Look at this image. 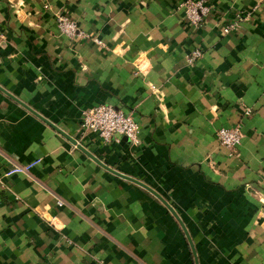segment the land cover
Segmentation results:
<instances>
[{
	"label": "crops",
	"instance_id": "1",
	"mask_svg": "<svg viewBox=\"0 0 264 264\" xmlns=\"http://www.w3.org/2000/svg\"><path fill=\"white\" fill-rule=\"evenodd\" d=\"M184 1L0 0V264H264V0ZM98 104L137 141L83 130Z\"/></svg>",
	"mask_w": 264,
	"mask_h": 264
},
{
	"label": "built area",
	"instance_id": "2",
	"mask_svg": "<svg viewBox=\"0 0 264 264\" xmlns=\"http://www.w3.org/2000/svg\"><path fill=\"white\" fill-rule=\"evenodd\" d=\"M186 20L193 26L199 27L210 14L211 7L206 0H185ZM60 29L71 38H84L86 33L80 28L79 24L67 16H61L58 19ZM237 27V24H229L223 29L225 33L231 32ZM4 31L0 28V41L4 38ZM202 55L201 49H196L193 59ZM247 113L250 110L246 111ZM81 127L85 131H93L99 134L104 141L110 142L117 134L124 135L133 141H137L140 126L131 113H126L122 109L110 104H98L84 110ZM243 131L240 125L234 127H221L216 136L220 143L230 149H235L243 138ZM21 166H11L6 175L28 171L31 166L38 163Z\"/></svg>",
	"mask_w": 264,
	"mask_h": 264
},
{
	"label": "water",
	"instance_id": "3",
	"mask_svg": "<svg viewBox=\"0 0 264 264\" xmlns=\"http://www.w3.org/2000/svg\"><path fill=\"white\" fill-rule=\"evenodd\" d=\"M66 138H68L72 143H74L78 148L82 149L83 151H85L88 155H90L92 158H94L97 162H99L100 164H102L104 167L114 171L113 169H111L110 167H108L106 164L102 163L100 159H98L97 157L93 156L89 151H87L75 138L71 137L69 134L59 130ZM116 174L124 177V178H127V179H130L140 185H142L143 187H145L146 189H148L150 192H152L153 194H155L156 196L160 197L164 202L165 204L167 205V207L171 210V212H173V214L179 219V221L181 222L183 228L185 229L187 235L189 236V233L187 231V228L185 227L184 223L180 220L179 218V215L177 214V212L175 211V209L166 201L164 200L157 192H155V190H153L152 188H150L149 186H147L146 184H144L143 182H140L138 180H135L125 174H122L120 172H117V171H114ZM190 238V237H189Z\"/></svg>",
	"mask_w": 264,
	"mask_h": 264
}]
</instances>
